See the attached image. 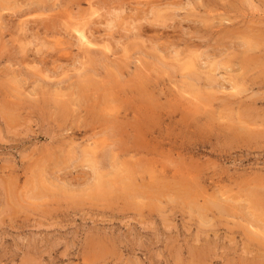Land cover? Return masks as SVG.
I'll use <instances>...</instances> for the list:
<instances>
[{
    "label": "rangeland",
    "instance_id": "obj_1",
    "mask_svg": "<svg viewBox=\"0 0 264 264\" xmlns=\"http://www.w3.org/2000/svg\"><path fill=\"white\" fill-rule=\"evenodd\" d=\"M0 264H264V0H0Z\"/></svg>",
    "mask_w": 264,
    "mask_h": 264
},
{
    "label": "bare ground",
    "instance_id": "obj_2",
    "mask_svg": "<svg viewBox=\"0 0 264 264\" xmlns=\"http://www.w3.org/2000/svg\"><path fill=\"white\" fill-rule=\"evenodd\" d=\"M92 13V12H91ZM84 19H86V18H84ZM86 22H87V20H86ZM110 23V22H109ZM86 24V23H85ZM70 31V30H69ZM84 32H85V30H84ZM84 32L81 30H78L77 29V37H78V39H79V41L82 43V44H84L86 47H89V46H92L91 45V43H89V41L86 39V36H85V34H84ZM72 34V33H71ZM73 35H74V33H73ZM84 46V47H85ZM90 49V48H89ZM91 50V49H90ZM93 51V50H92ZM91 52V51H90ZM190 205V204H189ZM250 239H251V237H250Z\"/></svg>",
    "mask_w": 264,
    "mask_h": 264
}]
</instances>
